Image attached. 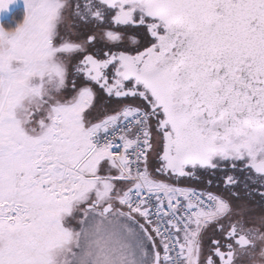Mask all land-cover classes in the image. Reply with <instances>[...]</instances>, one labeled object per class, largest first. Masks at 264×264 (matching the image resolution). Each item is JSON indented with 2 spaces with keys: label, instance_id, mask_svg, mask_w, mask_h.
Returning a JSON list of instances; mask_svg holds the SVG:
<instances>
[{
  "label": "snow or ice",
  "instance_id": "snow-or-ice-1",
  "mask_svg": "<svg viewBox=\"0 0 264 264\" xmlns=\"http://www.w3.org/2000/svg\"><path fill=\"white\" fill-rule=\"evenodd\" d=\"M0 264H264V0H0Z\"/></svg>",
  "mask_w": 264,
  "mask_h": 264
},
{
  "label": "flooded vegetation",
  "instance_id": "flooded-vegetation-1",
  "mask_svg": "<svg viewBox=\"0 0 264 264\" xmlns=\"http://www.w3.org/2000/svg\"><path fill=\"white\" fill-rule=\"evenodd\" d=\"M99 98H100V105L103 106H108L109 108L114 107V104H109L108 98L104 95L103 92L99 93ZM222 176V174H221ZM212 179L211 176L203 178V180H196V179H182L179 182V186H184V187H196L202 190H211L213 192L218 191L216 184L219 183V181H215L212 186H208L206 183V180Z\"/></svg>",
  "mask_w": 264,
  "mask_h": 264
},
{
  "label": "built area",
  "instance_id": "built-area-1",
  "mask_svg": "<svg viewBox=\"0 0 264 264\" xmlns=\"http://www.w3.org/2000/svg\"><path fill=\"white\" fill-rule=\"evenodd\" d=\"M196 189H198V190H202V189H199V188H196Z\"/></svg>",
  "mask_w": 264,
  "mask_h": 264
},
{
  "label": "rangeland",
  "instance_id": "rangeland-1",
  "mask_svg": "<svg viewBox=\"0 0 264 264\" xmlns=\"http://www.w3.org/2000/svg\"><path fill=\"white\" fill-rule=\"evenodd\" d=\"M193 188H196V187H193Z\"/></svg>",
  "mask_w": 264,
  "mask_h": 264
}]
</instances>
